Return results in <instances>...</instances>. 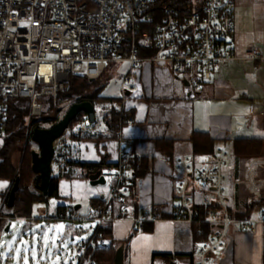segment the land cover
Segmentation results:
<instances>
[{
  "label": "built area",
  "instance_id": "obj_1",
  "mask_svg": "<svg viewBox=\"0 0 264 264\" xmlns=\"http://www.w3.org/2000/svg\"><path fill=\"white\" fill-rule=\"evenodd\" d=\"M228 4L232 0H0V137L8 100H30V123L42 113L38 98L57 97L68 89L71 75L94 81L108 66L127 64L123 94L132 88L133 72L145 62L165 65L177 77L195 71L208 81L219 62L236 58L225 46L234 32ZM247 58L258 60L260 55L253 49ZM260 114L264 116V111ZM90 124L87 118L82 131L87 132ZM143 159L121 142L118 162L102 174L109 195L88 217L95 225L93 232L86 239L73 238L71 264H96V250L106 245L98 239V228L110 218L113 202L125 203L134 171ZM231 159L226 150L219 149L214 163L195 174L190 157L179 156L175 161L181 178L176 187L177 204L168 219L200 223L195 209L198 202L207 207L205 222L213 225L209 240L194 255L197 264H213L212 257L225 247L232 225L245 233L255 232L258 225L264 227V208L257 217L233 215L226 188ZM129 160L135 161L136 168L127 165ZM248 183L253 192L260 193L254 180ZM5 200L6 196L0 207V237L3 221L9 220L2 215ZM38 215L47 217V211L40 209ZM127 216L123 207L119 218ZM166 218L164 208L154 204L132 220L141 231L145 224Z\"/></svg>",
  "mask_w": 264,
  "mask_h": 264
},
{
  "label": "crops",
  "instance_id": "obj_2",
  "mask_svg": "<svg viewBox=\"0 0 264 264\" xmlns=\"http://www.w3.org/2000/svg\"><path fill=\"white\" fill-rule=\"evenodd\" d=\"M232 3L234 32L225 46L235 52V59L219 62L208 81H196L195 71L177 77L165 65L145 62L133 72L132 88L116 101L134 120L124 124L116 134L103 124V127L87 128L86 137L67 142L72 158L84 163L116 164L123 141L127 150L145 160V170L135 182L134 197L128 196V204L124 206L128 210L127 218L117 217L112 224V238L117 252H123V264H166L161 257H154L159 254L178 255L176 264H188V255H193L197 263L194 255L204 241L195 239L189 224L169 217L145 224L126 245L136 229L133 217L154 204L162 206L167 216L171 215L177 204L176 187L181 178L175 161L179 156L191 157L195 132L208 133L216 151L221 149L216 144L222 142L264 139V116L260 114L264 111V0H232ZM253 49L260 55L258 60L247 58ZM188 75L192 76L191 80ZM193 82L194 88L190 87ZM100 106L111 105L101 101ZM261 163H264V143L258 156L239 160L232 157L226 188L233 210L242 211L246 202L264 197ZM249 180L256 182L254 186L260 193L253 192ZM10 186L9 180L0 178V207ZM59 194L54 204L50 201L53 213L64 205L72 208L73 216H78L87 204L91 214V201L106 199L109 186H91L89 179H62ZM3 211L9 213L5 207ZM258 212L251 216L257 217ZM75 236L79 234L73 232L71 241ZM212 263L264 264V227L258 225L255 232L245 233L232 225L225 247L213 255Z\"/></svg>",
  "mask_w": 264,
  "mask_h": 264
},
{
  "label": "trees",
  "instance_id": "obj_3",
  "mask_svg": "<svg viewBox=\"0 0 264 264\" xmlns=\"http://www.w3.org/2000/svg\"><path fill=\"white\" fill-rule=\"evenodd\" d=\"M228 5L231 6V4ZM113 66L114 65L108 66L107 71L99 80L92 81L86 76L71 75L68 89L60 92L57 97H39L38 102L42 106V113L39 117L31 119L29 127L26 126V123L31 110L30 100L19 98L8 100L6 102V109L4 111V135L0 137V178L10 181V190L17 178H19L20 183L19 190L16 193L14 208L10 209L7 207L10 190L6 195L4 207L9 213L6 214L3 211L2 215L9 217V220L3 221L5 230L14 217H31L35 205L46 204L49 206L50 200H59V183L62 179L80 178L90 180V176L93 174L98 172L102 173L105 168L116 165H108L104 162L84 163L72 158L67 143L68 140L76 141L86 137L85 133L82 131V127L85 124L87 116L85 113H79L71 122L63 136L55 142L56 149L54 162L52 164L51 183L48 194L44 196L36 188V178L32 171V161L30 158L27 159L24 155L25 149L23 146L24 142L30 143L33 141L32 132L34 128H51L63 118L69 107L74 103L89 101L96 109V106L100 105L101 101H107L111 106L101 107L102 120L107 130L113 134L119 132L124 124L132 122L134 119L131 113H128L123 109L117 110L114 107L118 99H108L102 96V91L105 87V85L102 84L103 78H106L108 70ZM194 79H196V81L202 80L198 74ZM96 124L97 117L96 121L93 124H90L89 127H95ZM263 141L264 139L260 138L236 139L233 143V156L236 160H239L242 157L258 156L262 153ZM191 142L192 155L190 158L192 160L195 174L199 168L207 165L211 166L214 163L216 150L214 147L215 142L208 133L195 132ZM18 152L24 155L19 168L15 162V156ZM144 162L145 160L143 159L139 168H136L134 160H129L127 163L129 167L136 168L133 174V179L129 185L128 196L134 197L135 182L145 170ZM128 196L126 197L124 204L118 202H113L111 204L110 218L98 228V239L105 241L106 245L100 246L96 250L94 254V261L96 264H115L117 244L112 238V224L115 218L121 216L122 208L128 204ZM105 200V198L93 199L91 205L94 208L99 204H105ZM244 205V210L242 211H236L231 208L235 217H251L253 212L264 208V197L251 200ZM195 209L197 217L201 219V222L190 225L192 233L196 240H202L204 242L208 241L214 230L213 225L205 222L207 207L197 202L195 204ZM66 215H69L70 218H72V208L60 205L56 208L53 218L63 220ZM137 231L136 228L135 232L130 235L128 240H126V245L130 242ZM154 257H161L166 264H169L175 262L178 255L159 254ZM188 259V264H197L193 255H188Z\"/></svg>",
  "mask_w": 264,
  "mask_h": 264
},
{
  "label": "rangeland",
  "instance_id": "obj_4",
  "mask_svg": "<svg viewBox=\"0 0 264 264\" xmlns=\"http://www.w3.org/2000/svg\"><path fill=\"white\" fill-rule=\"evenodd\" d=\"M127 70V64L115 65L108 70L106 78H103L102 82L105 85L102 91L104 98H122V76ZM188 76L191 80L192 76ZM131 80H133L132 77ZM130 82L132 84V81ZM193 84L190 87L194 88L195 83L193 82ZM114 107L117 110L121 108L117 103ZM96 117V126L103 127L100 105L96 106ZM29 125L28 119L26 126L29 127ZM23 146L25 149L24 155L27 159L30 158L31 161L32 151L40 152L39 146L33 141L30 143L24 142ZM216 148L226 150L233 157V144L231 142L216 144ZM24 155L18 152L15 156L18 168ZM35 178H37V175H35ZM193 180L196 181L195 178ZM50 201L53 204L55 202V200ZM40 208L47 211V217H39L38 209ZM89 210L88 205L84 204L78 216L74 215L71 219L58 220L53 218L55 213L48 205H35L32 219H12L10 230L6 231L3 228L0 237V264H62L64 262L70 264L72 256L69 249L71 242H73L71 241L72 233L77 232L81 239H86L93 232L95 225L88 219Z\"/></svg>",
  "mask_w": 264,
  "mask_h": 264
},
{
  "label": "water",
  "instance_id": "obj_5",
  "mask_svg": "<svg viewBox=\"0 0 264 264\" xmlns=\"http://www.w3.org/2000/svg\"><path fill=\"white\" fill-rule=\"evenodd\" d=\"M189 85V82H186ZM79 113H85L91 124L96 121L95 106L89 102L84 101L81 103L72 104L63 118L51 128H34L32 132V140L40 147V152L32 151V171L37 178L35 180L36 188L46 196L49 191L51 177H52V164L55 158V142L60 139L68 129L71 122L77 117ZM36 120V119H35ZM35 122V121H34ZM20 180L17 178L10 190L7 207L12 209L15 206L16 193L19 190ZM91 186L106 185L105 176L101 172L90 176ZM79 206L76 207V210ZM9 227L6 228V231ZM115 264H123V252L118 251L115 259ZM169 264H176L171 262Z\"/></svg>",
  "mask_w": 264,
  "mask_h": 264
}]
</instances>
